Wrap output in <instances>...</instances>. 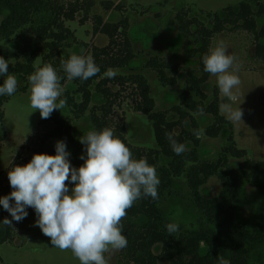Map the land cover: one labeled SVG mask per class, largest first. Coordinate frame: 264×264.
I'll use <instances>...</instances> for the list:
<instances>
[{
    "label": "trees",
    "instance_id": "1",
    "mask_svg": "<svg viewBox=\"0 0 264 264\" xmlns=\"http://www.w3.org/2000/svg\"><path fill=\"white\" fill-rule=\"evenodd\" d=\"M95 5L96 0H0V56L7 60L9 74L22 83L17 84L15 93L26 92L30 85L28 77L45 65H51L63 78L61 85L67 81L73 85V89L65 91L61 97H66L65 108L73 118L64 110H54L50 118H41L37 125L38 128L52 123V127L45 132L36 129L27 141L37 145L36 154L48 155L56 154L55 148H45L48 141H65L71 166L79 168L84 163L80 156L83 154L86 158V152L85 146L73 135L72 119L87 118L93 130L112 129L134 159L144 158L156 168L161 181L158 199H137L127 210L121 224L128 244L117 252L116 264H224L225 261L227 264H264V161L250 159L244 149L236 147L233 125L220 114L218 88L214 87L210 96L203 90L211 74L204 71L202 60L218 34L244 31L254 43V59L264 64V43L261 42L264 25L258 27L257 24V19L264 16V3L243 0L220 12H207V21L195 15L189 17V7L177 11L176 26L185 35L188 46L184 55L188 59L197 57V64L187 68L157 55H149L142 67L131 66L136 53L129 36L128 17L106 20L101 13L94 12ZM100 6L108 13L125 9L122 0H102ZM79 14L81 24L91 21L94 35L108 38L105 45H92L89 51L100 72L87 81L68 80L62 68V61H67L70 54L61 52L70 47L72 41H78L66 22L74 21ZM109 68L122 72L108 78L103 74ZM144 70L153 72L163 87L176 86L183 74L184 89L178 102L169 108L157 109ZM4 79L0 76V85ZM77 95L80 100L76 99ZM9 97L0 96V123L4 116L3 105ZM124 98H130L134 111L145 114L151 122L155 147L145 148L128 142L123 119H116L114 112ZM197 115L209 117L208 124L202 126ZM197 129L201 131L199 139L193 135V130ZM167 133L185 145L187 150L183 154L174 153ZM221 133H226L227 143L215 157H205L200 151L202 135L217 138ZM5 137L1 128L0 142ZM230 159H242V162L234 167ZM213 176L221 183L219 194L202 195V186ZM180 178L184 179L199 215L194 225L178 224L179 231L169 235L166 225L173 222L163 215L160 201L164 194L172 192L175 181ZM242 183L257 191L251 223L240 218ZM1 209L4 210L0 206ZM10 217L8 213L7 218L12 220ZM3 220L0 219V245L15 244L16 239H21L19 245H22L29 237L28 229L19 235L15 220L12 227L2 224ZM0 264L5 263L0 259Z\"/></svg>",
    "mask_w": 264,
    "mask_h": 264
},
{
    "label": "rangeland",
    "instance_id": "2",
    "mask_svg": "<svg viewBox=\"0 0 264 264\" xmlns=\"http://www.w3.org/2000/svg\"><path fill=\"white\" fill-rule=\"evenodd\" d=\"M102 0H96L94 12L101 13L106 20H119L127 16L129 19V36L133 44L136 58L131 62L133 67H142L148 60L149 55L162 57L169 63H180L183 68L193 67L197 64V57L188 59L184 55L185 35L176 26L175 14L181 8L189 7L190 16H197L206 19V13L220 12L227 6H236L243 0H122L125 9L121 12H106L100 6ZM115 2L121 0H112ZM264 3V0H261ZM255 9L256 6L252 4ZM79 14L74 21H67L66 25L73 31L75 39L70 47L65 48L61 53L83 54L90 56L92 45L103 46L108 38L105 35L93 34L91 21L84 24L79 22ZM258 27L264 25V16L257 19ZM264 43V39H261ZM223 43L232 55L234 64L229 72H236L241 83L233 89L236 97L232 101V107L236 108L240 103L243 110L242 121L232 123L233 139L239 149H244L247 156L255 161H264V64L254 59V43L250 35L244 31H225L218 34L212 40L211 49ZM83 50V53H81ZM40 60H37L39 64ZM116 73L122 72L114 70ZM148 80L151 95L155 99L157 109H166L176 104L179 95L184 89L183 74H180L178 84L172 87H163L156 80L153 72L143 71ZM21 85V81H17ZM65 91L73 89L71 81L62 85ZM217 85V77L210 75L203 86V90L210 96L213 88ZM64 91V92H65ZM64 94V93H63ZM125 94V93H124ZM31 85L26 92H19L11 95L3 105L4 116L0 123L5 131L6 137L0 142V196L9 195L13 189L10 186L8 172L15 166H24L31 161L36 154L37 145L28 142L29 137L38 129L45 132L52 127V123H46L37 128L41 119L39 110L30 106ZM80 100V96H76ZM223 102H229L219 90L220 114L227 119L226 113L222 110ZM72 118L73 115L63 108ZM115 118L123 119L125 125V136L133 145L145 148L155 147L154 132L151 122L143 113L134 111L130 98H124L115 109ZM171 117H175L171 115ZM202 126L208 124L209 117L197 115ZM228 120V119H227ZM229 121V120H228ZM188 126V123L186 124ZM73 135L79 139L89 131H93L87 118L72 119ZM32 141L33 138H30ZM57 140L46 143L45 148H55ZM226 133H221L217 138L201 137L200 151L205 157L213 158L220 148L225 145ZM242 159H230L232 166L237 167ZM69 187H74L72 182L66 181ZM221 189V183L216 177H210L201 188V193L207 197L217 196ZM241 210L240 218L251 223L253 217L252 209L257 206L254 202L257 191L251 189L245 183L240 188ZM3 207L2 205H0ZM160 209L165 217L173 223L192 226L199 213L193 205L189 190L183 178L175 181L171 193L163 195L160 201ZM0 211V219L7 217L8 212ZM28 215L20 222H14L19 235L28 229H37L29 233V237L20 244L21 239H16L15 244L3 243L0 245V259L5 264H80L72 251L61 250L51 243V238L44 235L41 228L36 225L37 214L31 207L27 209ZM10 215V214H9ZM11 218V217H10ZM20 223V224H19ZM31 234V235H30ZM42 239V241H39ZM118 251L105 253L107 264H116ZM160 264H167L160 262Z\"/></svg>",
    "mask_w": 264,
    "mask_h": 264
},
{
    "label": "clouds",
    "instance_id": "3",
    "mask_svg": "<svg viewBox=\"0 0 264 264\" xmlns=\"http://www.w3.org/2000/svg\"><path fill=\"white\" fill-rule=\"evenodd\" d=\"M234 59L223 43L202 58L204 71L217 77L219 90L229 101L223 102L222 110L230 122L238 123L243 122V110L241 103L232 107L236 99L233 89L241 83L235 71L229 72ZM62 68L68 80L87 81L100 72L91 56L75 53L62 61ZM103 75L114 78L117 73L109 68ZM0 76L5 77L0 96H11L17 90V79L9 74V64L2 56ZM62 79L51 65L37 69L28 77L30 106L39 110L41 118L48 119L54 110L66 107V97L61 98L65 91ZM193 135L199 139L201 131L193 130ZM166 138L175 154L181 155L187 150L171 133ZM79 140L86 152V158L83 154L80 156L83 165L72 167L66 142L57 141L55 155L34 154L26 165H17L8 172L13 191L0 197V205L17 222L27 217L28 207L33 208L37 214L36 225L51 238L55 247L70 249L80 264H107L105 253L127 247L121 224L127 210L137 199H158L161 181L156 168L144 158L134 159L112 129L89 131ZM69 180L74 184L71 194L66 184ZM12 220L6 217L2 224L12 227ZM166 229L172 235L179 231V226L169 223Z\"/></svg>",
    "mask_w": 264,
    "mask_h": 264
}]
</instances>
